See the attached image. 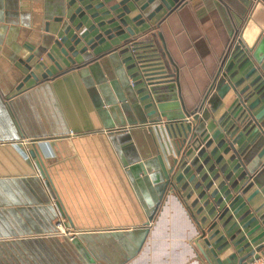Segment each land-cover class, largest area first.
Instances as JSON below:
<instances>
[{
    "label": "water",
    "instance_id": "obj_1",
    "mask_svg": "<svg viewBox=\"0 0 264 264\" xmlns=\"http://www.w3.org/2000/svg\"><path fill=\"white\" fill-rule=\"evenodd\" d=\"M189 1L56 0L52 14L36 15L28 0H0V98L11 106L27 91L85 72L83 79L93 83L88 91L121 160L118 169L134 182L146 215L132 227L90 228L94 231L63 241L40 239L37 245L46 257L39 264L129 263L148 242L168 192L190 187L191 193L202 189L198 200L205 199L204 209L210 206L206 228L194 217L198 239L217 264H248L254 254H264V0H212L231 42L192 110L160 31ZM254 18L261 20L260 27L250 33ZM14 137L13 142L30 143L29 163L37 160L41 179L53 189L47 167L60 160L62 146L69 150L72 143L64 133ZM145 140L152 150L144 148ZM15 183L0 180V190ZM2 200L0 207L18 203L14 196ZM59 208L58 213L46 208L52 212L49 220L59 212L66 216ZM2 213L7 211L0 212L5 222ZM56 230L49 226L41 233ZM29 243L23 244L35 248ZM3 249L8 250L6 244ZM54 253L58 257L50 256Z\"/></svg>",
    "mask_w": 264,
    "mask_h": 264
},
{
    "label": "crops",
    "instance_id": "obj_2",
    "mask_svg": "<svg viewBox=\"0 0 264 264\" xmlns=\"http://www.w3.org/2000/svg\"><path fill=\"white\" fill-rule=\"evenodd\" d=\"M28 2L32 14H52L56 10V0ZM260 23L261 20L254 18L249 32L260 27ZM160 31L179 69L186 107L192 110L209 87L231 42L226 24L214 1L190 0L165 20ZM85 74H65L47 87L34 88L17 96L11 106L0 98V180L17 181L13 187L0 190V199L10 202L14 196L18 202L0 207V212L7 211L2 213L5 222L0 217V234H9L0 237V264H16L14 257L39 264L46 257L37 245L40 239H71L58 233L60 212L57 219L49 220L52 212L46 208L52 206L58 213V203L66 215L62 216L64 227L75 235L81 231H94L90 228L96 227H132L146 217L134 182L123 168L118 169L121 160L102 125L88 91V86L93 83L84 81ZM11 94L17 93L14 90ZM56 133H64L72 145L69 150L62 146L60 160L47 167L52 178L51 189L41 179L35 165L37 160L29 163L30 143L13 142L10 138H15L14 134L20 138L23 134L45 136ZM145 142L144 148L152 150L148 141ZM20 143L22 148H18ZM31 179L34 182L28 183ZM192 189L168 192L143 251L127 264H140L150 256L154 264H209L196 244L201 231L194 216L206 228L203 220L208 216L210 206L204 209L205 199L198 200L202 189L191 193ZM45 198L50 203H42ZM28 201L32 203H26ZM49 226H55L58 231L41 233ZM29 231L32 233H26ZM25 242H32L35 248L24 246ZM199 243L211 262L217 264L204 240ZM3 244L8 250L3 249ZM11 244L18 247L12 249ZM54 255L58 257L59 254L50 256Z\"/></svg>",
    "mask_w": 264,
    "mask_h": 264
},
{
    "label": "built area",
    "instance_id": "obj_3",
    "mask_svg": "<svg viewBox=\"0 0 264 264\" xmlns=\"http://www.w3.org/2000/svg\"><path fill=\"white\" fill-rule=\"evenodd\" d=\"M60 220L58 222V228L60 230V232H58L61 235H66V236H70L71 238L74 237V232L69 231L68 229H66V227H64L65 224V218H63L62 216H59ZM248 264H264V254L262 252H258L256 254H254L248 261Z\"/></svg>",
    "mask_w": 264,
    "mask_h": 264
},
{
    "label": "rangeland",
    "instance_id": "obj_4",
    "mask_svg": "<svg viewBox=\"0 0 264 264\" xmlns=\"http://www.w3.org/2000/svg\"><path fill=\"white\" fill-rule=\"evenodd\" d=\"M59 232V231H58ZM178 233L175 232V235ZM143 258V257H142ZM140 264H154V261L152 262V257L150 256L146 261L141 262Z\"/></svg>",
    "mask_w": 264,
    "mask_h": 264
}]
</instances>
